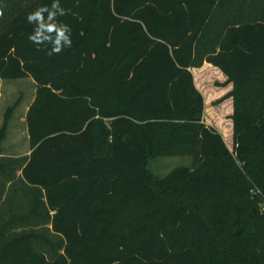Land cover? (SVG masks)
<instances>
[{"label": "trees", "instance_id": "obj_1", "mask_svg": "<svg viewBox=\"0 0 264 264\" xmlns=\"http://www.w3.org/2000/svg\"><path fill=\"white\" fill-rule=\"evenodd\" d=\"M52 3L0 0V79L37 87L31 154H4L16 105L0 132V264H264V0H59L72 46L50 57L27 15Z\"/></svg>", "mask_w": 264, "mask_h": 264}, {"label": "rangeland", "instance_id": "obj_2", "mask_svg": "<svg viewBox=\"0 0 264 264\" xmlns=\"http://www.w3.org/2000/svg\"><path fill=\"white\" fill-rule=\"evenodd\" d=\"M194 76L198 87L202 89L205 96L206 124L215 127L226 136L231 130V108L228 103L222 101V97L226 90H222L219 87L221 83L219 74L213 69L204 68L197 71L194 70ZM0 91L5 93L14 91L15 94H18V87L15 83H11L10 86H1ZM8 107L6 108L5 114L7 113ZM3 148L7 154L24 152L27 149L24 133L7 135L3 142ZM193 165V157L182 155L160 156L157 159L149 161V168L154 177H165L178 167H192ZM240 168L246 178L249 179V170L251 166H248V164L244 162H240Z\"/></svg>", "mask_w": 264, "mask_h": 264}, {"label": "crops", "instance_id": "obj_3", "mask_svg": "<svg viewBox=\"0 0 264 264\" xmlns=\"http://www.w3.org/2000/svg\"><path fill=\"white\" fill-rule=\"evenodd\" d=\"M204 68L213 69L219 74L220 82L224 80V76L222 75V73L217 68L212 66L204 65L202 68L195 69V71ZM11 83H15L17 85L18 94H15L14 91H12L11 93H5L3 91H0V132L5 124L6 108L9 106L8 107L9 109L14 105H16L14 111L12 112V117L9 123L7 124V135L24 133L27 149L24 152H18L15 154L14 153L7 154L4 151V154L10 156H28L31 154V149L29 145V133H28V126L26 123V116L28 114L30 106L32 105L35 99L37 87L35 81L32 78H23L18 80L0 79V87L1 86L3 87V85L10 86Z\"/></svg>", "mask_w": 264, "mask_h": 264}, {"label": "clouds", "instance_id": "obj_4", "mask_svg": "<svg viewBox=\"0 0 264 264\" xmlns=\"http://www.w3.org/2000/svg\"><path fill=\"white\" fill-rule=\"evenodd\" d=\"M64 15L66 10L61 7L59 0H53L50 6H40L27 15V22L35 26L29 40L38 46L51 45L46 53L50 57L72 46L71 27L58 20L59 16ZM2 16L3 11L0 9Z\"/></svg>", "mask_w": 264, "mask_h": 264}, {"label": "built area", "instance_id": "obj_5", "mask_svg": "<svg viewBox=\"0 0 264 264\" xmlns=\"http://www.w3.org/2000/svg\"><path fill=\"white\" fill-rule=\"evenodd\" d=\"M263 211H264V208H263Z\"/></svg>", "mask_w": 264, "mask_h": 264}]
</instances>
